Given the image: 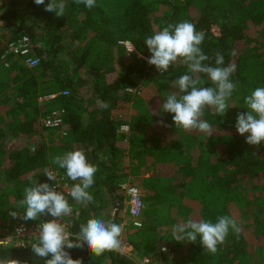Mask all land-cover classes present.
Returning a JSON list of instances; mask_svg holds the SVG:
<instances>
[{"label": "trees", "instance_id": "1", "mask_svg": "<svg viewBox=\"0 0 264 264\" xmlns=\"http://www.w3.org/2000/svg\"><path fill=\"white\" fill-rule=\"evenodd\" d=\"M44 8L34 0H0V223H14L9 212L20 205L33 181L46 182L50 170L66 175L53 163L57 155L82 150L97 172L89 189L93 202L81 205L69 195L75 208L72 239L81 224L97 218L100 184L105 183L118 208L124 199L120 183L128 177L130 186L144 190L149 207L142 215L143 227L125 233L130 254L106 250L97 255L85 246L71 249L74 260L139 264L137 259L148 256V264H264V233L258 223L251 216L242 223L232 213L234 207L240 212L237 204L248 198V193L241 195L244 184L264 183V144L248 145L235 129L238 113L247 111L244 97L264 87V0H96L91 10L65 0L64 16ZM185 20L205 33L201 47L213 64L214 54L221 52L224 66L235 67L231 79L237 89L229 110L219 116L205 109L202 117L212 126L211 136L176 128L172 114L162 111L164 98L173 91L170 81L185 74L186 66L177 62L161 75L145 58L129 62L120 44L129 40L137 53L148 57L145 38ZM214 26L220 35L212 32ZM25 34L33 40L32 53L40 66L29 69L22 58L11 55L5 68L7 44ZM241 42L250 47V55L237 54ZM116 70L123 75L113 80L108 75ZM148 84L162 101L147 90ZM87 85L90 100L80 94ZM201 86L213 85L201 75ZM50 95L57 96L40 100ZM54 113L65 127L60 135L44 124ZM67 179L72 185L78 182ZM242 210L250 214L246 205ZM223 215L234 218L240 231L230 230L215 253L203 249L199 239L192 243L173 234L174 226L188 219L215 222ZM120 221L116 215L110 222ZM35 242L25 249L0 244V257L44 264L32 253Z\"/></svg>", "mask_w": 264, "mask_h": 264}, {"label": "clouds", "instance_id": "2", "mask_svg": "<svg viewBox=\"0 0 264 264\" xmlns=\"http://www.w3.org/2000/svg\"><path fill=\"white\" fill-rule=\"evenodd\" d=\"M88 9L96 6V0H75ZM37 6L45 5L46 12H54L57 16H64L65 0H34ZM27 39V37H25ZM205 33L197 31L194 23L187 20L170 23L162 30H154L147 36L144 44L150 55L146 58L150 66H154L161 74L167 73L169 68L180 62L187 68L185 74L170 81L173 91L164 98L162 111L172 114L176 128L197 130L212 135V126L202 119L205 109H211L219 116H224L229 110V100L237 89V83L231 77L235 72L232 65L224 66V55L221 52L212 57L207 55L201 45ZM201 75L206 76L213 86H201ZM246 112L238 113L236 117V132L245 137V142L251 146L264 144V87H256L244 97ZM106 107V105H104ZM53 163L64 169L67 177L74 183L71 197L81 205L93 202L89 189L95 183L97 168L88 162L82 150L69 151L57 155ZM49 181L55 177L46 172ZM20 204L23 213L10 211L16 218L18 215L24 221L36 220L38 216L51 217L38 225L36 241L31 245L32 253L44 264H81L74 260L66 249L87 248L97 255L106 250H119L123 225L91 218L86 224H81L75 239H70L61 217L70 215L72 207L65 195L57 191L55 184L33 181L23 193ZM230 230L239 233L240 227L234 218L223 215L215 222L211 220L188 219L185 223H178L173 228L177 240L182 238L195 243L197 239L203 249L211 253L217 251V246L227 238ZM24 228L18 227L17 234L23 233ZM0 264H21L17 259L9 256L0 257Z\"/></svg>", "mask_w": 264, "mask_h": 264}, {"label": "built area", "instance_id": "3", "mask_svg": "<svg viewBox=\"0 0 264 264\" xmlns=\"http://www.w3.org/2000/svg\"><path fill=\"white\" fill-rule=\"evenodd\" d=\"M212 32L215 35H219V34H216V31L214 30V28H212ZM25 37H27V39H25ZM120 44L126 48H129L132 45L131 42H127V41H123ZM32 51H33V40L28 34L22 35L19 40L9 42L7 44V48L3 56L5 67L10 66L7 56L12 55L16 58L17 57L22 58L23 60L22 62L29 69H32V70L37 69L41 64V61L38 57L33 55ZM158 73L161 74L160 72ZM129 91L134 92L133 90H129ZM63 95L65 96L68 95V91L63 92ZM56 96L57 95H50L44 98H40V100L43 101L45 99L46 100L54 99ZM44 124L48 128L59 130L63 126V120L60 117V115H58L57 113H54V116L45 120ZM124 129L126 130L127 128H124ZM49 172H51L54 175L55 179L54 181H49L47 178L46 182H48L49 184H55L57 191H60L65 195L66 199L68 200L69 204L72 207V213L70 215L63 216L60 218L62 223L65 225L66 231L70 234V239H72L74 235L71 232V227L73 225L75 208L71 204V198H70L71 195H70V192L68 191H70V188L73 185L67 179V176L65 174H60L59 172L55 170H50ZM124 190L128 197V199L125 201L126 212H128L131 220L129 221L130 223L126 222V223H122L121 225H123L122 232L125 231L124 233H127L128 231L131 230L132 227H135V228L143 227L142 215L144 211L147 209V203L145 201V192L142 189L138 187H134V186H126L124 187ZM48 219H51V217L41 218L36 223L28 224L21 218V216H18V218L13 221L14 223L12 225L8 223V225L6 226V233H3L1 235L0 244L10 245L16 248H23V249L27 248L33 241H36L35 234H38L37 233L38 225ZM18 227L24 228L23 233L17 234ZM66 250L71 252V249H66Z\"/></svg>", "mask_w": 264, "mask_h": 264}, {"label": "rangeland", "instance_id": "4", "mask_svg": "<svg viewBox=\"0 0 264 264\" xmlns=\"http://www.w3.org/2000/svg\"><path fill=\"white\" fill-rule=\"evenodd\" d=\"M234 10V8H232L231 9V11H233ZM214 28V30L216 31V34H219L220 35V29H219V27L218 26H214L213 27ZM218 29V30H216V29ZM254 33H256V32H254ZM218 36V35H217ZM127 42H131V41H129V40H126ZM125 49H126V53H127V57H128V61L129 62H134V61H136L137 59H144V58H147V57H143L141 54H139V53H137L136 52V50H135V48H134V46H132L131 45V47H129V48H126L125 47ZM128 49V50H127ZM251 49H250V47L249 46H247L246 45V43H244V42H241L239 45H238V48H237V50H236V52H237V54H244V55H250L251 54ZM147 61V60H146ZM3 65H4V63H3ZM5 66V65H4ZM5 68H8V67H5ZM157 71V70H156ZM158 72V71H157ZM121 75H123V73H121L119 70H116L115 72H111L110 74H109V77L111 78V79H113V80H115L116 78H118V76H121ZM162 75V74H161ZM0 76L2 77V74L0 73ZM141 82H140V84L144 87L145 86V83H144V81L143 80H140ZM148 86L149 87H147V90L148 91H150V92H152L153 94H154V97H156L159 101H162L163 100V97L160 95V94H158V92H157V90H156V88L152 85V84H148ZM91 88L90 87H88V85L87 86H84L81 90H80V94H81V96L84 98V99H88L89 98V100L91 99ZM147 90H143L142 91V93L145 91H147ZM141 93V94H142ZM133 93H131V94H129L130 96L132 95ZM152 98V99H155V98ZM86 105H87V107L89 108V109H92V108H95L94 106H91L92 104H90V103H87L86 102ZM63 130H65V127H64V125L61 127V129H59V130H56L55 131V134L54 135H60V133H63L62 131ZM126 131H127V129H126ZM57 137V136H56ZM4 159V157H2V160ZM130 181V179L128 178V177H126V178H123L122 179V181H121V183H120V185H121V188L123 189V197H124V199H123V202H122V205L119 207L118 206V208H116L115 206H113L114 205V199L112 198V196H110V194L107 192V187L105 186V183L104 184H100V190H99V192H98V198H97V202H96V206L97 207H100V210L96 213V215H97V218L98 219H104V220H106V221H111V220H113L114 219V217L116 216V215H118L119 216V219L121 220L120 222H119V224L121 225L122 223H130L129 221L131 220V218H130V216H129V214H128V212H126V204H125V201L128 199V197H127V195H126V192H125V190H124V187H126V186H130L129 185V182ZM243 186H247V188L246 187H243V188H241L240 189V191H241V195H245L246 193H248L249 195H251L252 196V194H253V189L255 188V186L254 187H252V186H250V185H247V184H244ZM135 187V186H134ZM139 188V187H138ZM141 189V188H140ZM143 190V189H142ZM144 191V190H143ZM240 195V196H241ZM101 200V201H100ZM240 202V201H239ZM238 205V207H239V210H240V212L238 211V209L236 208V207H234V208H232V213H233V215L235 214V216H236V218L238 219V221H248L249 219H250V217H248L246 214H245V212L242 210V209H244V206H245V204H244V202H240V203H238L237 204ZM149 206L147 205V208H148ZM15 211H17V212H19V213H23V211H24V208H23V206L20 204L17 208H16V210ZM19 216V215H18ZM18 216L15 218V219H17L18 218ZM10 217H12V216H10ZM145 218V217H144ZM12 219V218H11ZM14 219V220H15ZM40 220V219H39ZM10 219H8V220H3V223L1 222L0 223V234H3V233H6V227L5 228H3L4 226H7L8 225V223H10ZM144 221V220H143ZM152 221L153 220H151L149 223H152ZM30 224H33V223H30ZM125 232V231H124ZM124 232H122L121 233V236L123 235V233ZM128 239V240H127ZM120 240H121V242H122V245H121V248L119 249L120 251H122V252H126L127 254H130L131 253V251L133 250V248H132V246L130 245V240H129V237L128 236H126V235H123L121 238H120ZM136 259V258H135ZM137 261H138V263L139 264H148L149 263V259H148V256H144L143 258H140V259H137Z\"/></svg>", "mask_w": 264, "mask_h": 264}, {"label": "crops", "instance_id": "5", "mask_svg": "<svg viewBox=\"0 0 264 264\" xmlns=\"http://www.w3.org/2000/svg\"><path fill=\"white\" fill-rule=\"evenodd\" d=\"M126 162H129V160L127 159ZM247 197L248 198L244 200V204L246 205L247 211L250 213L249 216H251V218H253L258 223V231L264 233V183L260 186H256L253 189L252 196L248 194ZM248 222L249 220L242 221V223L245 224ZM123 235H125V233H123ZM122 236H120V238Z\"/></svg>", "mask_w": 264, "mask_h": 264}]
</instances>
